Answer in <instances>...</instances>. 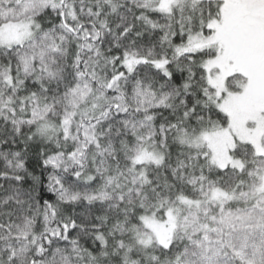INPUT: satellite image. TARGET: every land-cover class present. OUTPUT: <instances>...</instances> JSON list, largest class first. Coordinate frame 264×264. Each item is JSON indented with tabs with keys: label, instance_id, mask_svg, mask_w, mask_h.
Wrapping results in <instances>:
<instances>
[{
	"label": "snow or ice",
	"instance_id": "6c2138e0",
	"mask_svg": "<svg viewBox=\"0 0 264 264\" xmlns=\"http://www.w3.org/2000/svg\"><path fill=\"white\" fill-rule=\"evenodd\" d=\"M0 264H264V0H0Z\"/></svg>",
	"mask_w": 264,
	"mask_h": 264
}]
</instances>
